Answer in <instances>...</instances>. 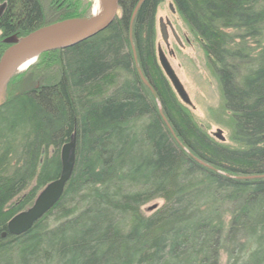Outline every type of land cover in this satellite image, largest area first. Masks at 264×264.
Instances as JSON below:
<instances>
[{"label": "trees", "instance_id": "1", "mask_svg": "<svg viewBox=\"0 0 264 264\" xmlns=\"http://www.w3.org/2000/svg\"><path fill=\"white\" fill-rule=\"evenodd\" d=\"M61 1L50 13L88 18ZM163 1L134 14L140 0H118L106 31L7 81L0 233L59 177L73 135L76 147L61 199L0 239V264H264V0H171L217 80L234 147L194 122L159 66ZM0 10V57L6 40L48 25L43 0H0Z\"/></svg>", "mask_w": 264, "mask_h": 264}, {"label": "rangeland", "instance_id": "2", "mask_svg": "<svg viewBox=\"0 0 264 264\" xmlns=\"http://www.w3.org/2000/svg\"><path fill=\"white\" fill-rule=\"evenodd\" d=\"M43 1L48 16V25H46L44 28L60 23L64 24V22L71 20H79L75 18H64L65 20L63 21L62 17L64 14L62 15L58 9H54L55 11L53 10V14L52 12L50 13V0ZM69 1L71 2L69 3L70 6H73L74 2L77 3V6L80 7L79 9L77 8L78 12L88 16L85 21L90 19L93 7L92 1ZM60 2L64 3L61 0H54L55 5L59 4ZM64 5H66V3ZM117 14H119V10ZM155 31L157 40L155 42L157 61L158 51H161L165 56L170 68L172 69L171 71L174 72L188 97L189 104L182 103L185 105L187 111L195 120L194 122L200 125L212 138L215 139L216 135L219 133L222 137V141L216 138L218 141L222 142L226 146L234 147L235 144L232 140L233 121L230 113L225 110L217 80L208 69L205 55L201 49L200 42L197 40L198 38H196L189 31V28H187V26L184 24L183 20L178 14V11H176V8H174L171 0H164L159 5L155 17ZM10 39L18 41L21 38L12 37ZM37 61L38 58L30 67H27V69H24L23 71L14 73L10 78L12 79L18 75H23L30 68H32V66H35ZM17 80L18 79H15V81ZM6 83L3 85L0 91V99L1 94H3L2 92H4L6 88ZM163 203V199H155L146 206H143L142 212L145 215H149L153 210H156L162 206ZM225 262V255H221L220 263L225 264Z\"/></svg>", "mask_w": 264, "mask_h": 264}, {"label": "water", "instance_id": "3", "mask_svg": "<svg viewBox=\"0 0 264 264\" xmlns=\"http://www.w3.org/2000/svg\"><path fill=\"white\" fill-rule=\"evenodd\" d=\"M107 4V13L103 19L91 23L83 28L75 31L68 36H64V38L48 42L45 44H34L32 43V38L38 32L48 30L53 26L59 25H52L50 27H46L40 30H37L30 35L21 38L18 41H14L13 39L6 40V43L10 46L5 49L1 58H0V82L3 80V75L6 71V68L10 64L11 57L14 53L20 52L24 55H35L39 57L41 54L52 52V51H61L68 48L75 46V44H79L83 41H86L95 35L103 32L104 30L110 26V24L115 20L118 13V0H105ZM143 0L137 4L134 14ZM74 21V20H71ZM78 21V20H77ZM81 22H86L85 20H79ZM61 24V23H60ZM158 63L163 71L165 77L170 81V84L175 91L178 98L184 104H189L188 97L184 92L180 82L178 81L177 77L175 76L174 72L171 71L165 56L161 51H158ZM6 83V82H5ZM3 87V86H1ZM0 87V91L1 88ZM216 138L222 141V137L218 133ZM75 147H76V140L75 135L71 137L69 142L65 144L60 151V164H61V171L60 175L56 180H53L49 184H47L41 192L37 195L32 205L20 212L19 214L15 215L6 226V232L0 233V239H4L6 235L11 236H20L28 232L32 226L40 220L46 213H48L61 199L65 186L67 182L70 180L74 166H75Z\"/></svg>", "mask_w": 264, "mask_h": 264}, {"label": "bare ground", "instance_id": "4", "mask_svg": "<svg viewBox=\"0 0 264 264\" xmlns=\"http://www.w3.org/2000/svg\"><path fill=\"white\" fill-rule=\"evenodd\" d=\"M93 2L91 17L86 22L81 21H68L53 26L48 30H44L35 34L32 38V43L34 44H45L48 42L56 41L68 36L75 31L87 26L91 23H95L104 18L107 11V4L105 0H90ZM38 57L35 55H24L20 52L13 54L10 60L9 66L6 68V71L3 75V80L0 82V87L5 84V82L16 72L23 71L30 67ZM2 88V87H1Z\"/></svg>", "mask_w": 264, "mask_h": 264}, {"label": "flooded vegetation", "instance_id": "5", "mask_svg": "<svg viewBox=\"0 0 264 264\" xmlns=\"http://www.w3.org/2000/svg\"><path fill=\"white\" fill-rule=\"evenodd\" d=\"M0 13H1V10H0ZM9 46H10V45H7V47H6V48H8ZM6 48H5V49H6Z\"/></svg>", "mask_w": 264, "mask_h": 264}]
</instances>
